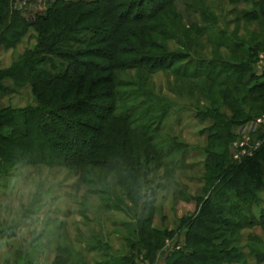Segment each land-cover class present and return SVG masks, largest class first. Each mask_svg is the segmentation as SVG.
Returning <instances> with one entry per match:
<instances>
[{
    "label": "rangeland",
    "instance_id": "374dc122",
    "mask_svg": "<svg viewBox=\"0 0 264 264\" xmlns=\"http://www.w3.org/2000/svg\"><path fill=\"white\" fill-rule=\"evenodd\" d=\"M60 1L3 0L0 36L10 33L7 28L16 13L29 24H36L53 8L78 3L81 5L76 14H87L96 6V0H62L65 5L58 4ZM243 1L174 0L155 11L156 4L146 0L132 11L141 18L117 32L121 53L116 58L125 67L113 71V90L119 96L117 114H126L133 121L130 148H124L120 121L115 122L119 126L116 133L106 134L102 141L106 151L113 142L119 155L114 162L128 168L132 164L133 172L129 177L88 167L90 173L79 176L68 167L41 166L61 181L52 236L44 249L38 250L19 241L14 232L0 230V264H55L57 257L67 264H139L144 260L168 264L178 254H188L190 264H202L196 257L209 256L213 251L218 257L227 256L221 264H264V124L257 122L264 112L254 110L259 105L250 104L248 95L251 86L264 81V52L253 63L254 78L249 84H238V73L220 65L214 66V73L222 70L219 80L233 74L231 85L212 88L209 77L196 76L193 80V75H188H199L208 67L207 60L218 58L231 63L245 58L242 51L235 54L233 45L239 43L226 39L231 34L240 40L250 31L252 24L237 23L242 11L250 8ZM121 2H131L132 6L139 0ZM151 10L155 12L149 17ZM88 16L81 22L83 26L93 22ZM89 28L90 39L85 40L89 43L81 47L77 44L72 50L84 54L77 57L79 60L96 62L99 77L106 78L113 64L103 40L107 33ZM34 29L30 26L22 43L14 48L0 43V110L35 103L30 86H17L12 79L1 77L26 50L36 47L37 36L50 37ZM96 48L105 49V57L97 51L87 57L80 53ZM56 63L58 69H65L61 59ZM109 89H93L98 100L95 104L113 105L106 98ZM221 90L230 91L243 101L245 110L254 113L252 119L233 126L226 142L212 138L210 131L216 109L230 113L223 107V97L218 93ZM242 141L246 143L241 148L244 153L237 158ZM128 149L132 163L121 158L128 155ZM107 155L104 152L103 156ZM14 164L0 160V179L8 176ZM212 183H217L225 195L214 198ZM145 197L150 198V208L143 211ZM196 221L204 237L201 242L191 233Z\"/></svg>",
    "mask_w": 264,
    "mask_h": 264
},
{
    "label": "trees",
    "instance_id": "16d2710c",
    "mask_svg": "<svg viewBox=\"0 0 264 264\" xmlns=\"http://www.w3.org/2000/svg\"><path fill=\"white\" fill-rule=\"evenodd\" d=\"M145 1L139 0L138 3L140 4L136 3L129 6L131 2L122 4L121 0H96L94 2L96 6L88 9L87 14H76L77 6L81 4L70 3L62 6V8L49 10L46 17H42L36 24H29L23 16L15 14L14 22L7 28L10 33L6 36H0V43L4 42L10 48L18 46L28 34L27 29L30 26H34V31L37 33L47 34L50 37L37 36L36 47L32 50H26L11 70L1 76L12 79V82L17 86H30L35 94L34 104L17 109L7 106L0 110L1 161L4 163L26 161L40 167L48 166L50 168L68 167L79 176L89 174L90 171L86 170L88 167L105 168L113 170L117 174L126 173L130 177V172H133L131 170L132 164L128 168L114 162V159L119 157L113 148V146L116 148V145L110 142V147L106 146L108 149L106 151L102 139L107 136L106 134L111 136L116 133L115 130L119 129V126L115 122L120 121L119 123L123 122L121 131L125 138V141H123L124 148H126V145L130 148L128 144L130 141L129 135L132 133L130 127L133 125V121L126 114H117L116 101H118L119 96L113 90V71L125 67L116 58V55L121 53L117 32L126 24L136 22L141 18L132 15V11ZM149 1L156 4L155 11H158L165 9V6L174 0ZM64 3L61 0L58 4ZM2 4L4 2L0 0V5ZM243 4L250 5V8L246 7L242 11V14L237 17V23L244 21L252 24L250 31L240 40L238 36H231V34L228 37L226 36V39L239 43L233 45L235 54L242 51L245 58L240 62L230 61L231 63H226L222 61L223 59L218 58L207 60L206 65L208 64V67L199 75H196L197 72L188 74L189 76L193 75V80L197 78L196 76L209 77L207 82L210 83L212 88L214 86L226 87L231 85L234 82L233 74L219 80L222 70L214 73V66L220 65L225 69L230 68L238 73L239 76L236 81L238 84L251 83L252 78H254L253 63L264 52V0H244ZM86 5L88 6V4ZM155 11H149L147 16L150 17ZM74 14L75 16L72 18ZM88 15H91L90 18L93 22L83 26L81 22L88 20ZM19 18L21 21H19ZM89 27L99 30L98 32L107 33V38H103V40L106 39V45L109 46L110 53H107V58L113 64L109 68L110 72L107 73L109 75H106V78L99 77L96 62L79 60L77 57L84 54H75L72 50L77 44L81 47L89 43L88 40L85 41L90 39L88 32L91 28ZM86 32L87 34H85ZM77 34L83 35L75 36ZM220 46H225V44H220ZM96 51L100 52L101 55L103 54V56L105 54L103 48H96L91 52L81 50L80 53H86L87 57ZM54 59H61L65 62V69H58L57 60L54 61ZM162 66L169 67L167 64H162ZM145 69H149V67L145 66ZM90 77H93V79H90ZM88 80H90L89 83H87ZM63 84L67 86L64 87ZM102 86L110 88L107 97H105L113 105L101 106L95 104V101L98 100L93 96V89ZM218 93L223 97L222 104L225 105L223 107H226L230 113L218 112L219 108L216 109L217 113L212 116L213 124L210 131L212 138L226 142L230 137L233 126L252 119L254 113L245 110L242 105L243 101L241 100V102L230 91L221 90ZM248 95L251 98L250 104L259 105L254 110L263 113L264 81L251 86ZM86 119H93L95 122ZM104 152L108 153L107 157L103 156ZM131 156V151H129L128 155L125 154L121 158L129 162L128 157L131 158ZM132 162L133 160L129 163ZM136 168L133 166V169ZM217 186V183H212V186H210L214 198L225 195V191ZM149 208L150 198L145 197L142 209L145 211ZM221 212H219V217L222 216ZM223 222L227 226H231L228 219H224ZM191 229L193 230L191 233L193 232L194 235L201 238L199 242L204 241L198 221L191 225ZM226 257L225 254L218 257L216 252L213 251L209 256L203 254L198 255L196 258L202 264H221L223 260L226 262ZM55 262V264H67L61 257H57ZM189 262L191 261H189L188 254H178L168 264H190Z\"/></svg>",
    "mask_w": 264,
    "mask_h": 264
},
{
    "label": "clouds",
    "instance_id": "9594fccd",
    "mask_svg": "<svg viewBox=\"0 0 264 264\" xmlns=\"http://www.w3.org/2000/svg\"><path fill=\"white\" fill-rule=\"evenodd\" d=\"M60 182L50 169L16 162L0 179V230L12 231L26 246L43 250L55 228Z\"/></svg>",
    "mask_w": 264,
    "mask_h": 264
},
{
    "label": "built area",
    "instance_id": "2783aa9c",
    "mask_svg": "<svg viewBox=\"0 0 264 264\" xmlns=\"http://www.w3.org/2000/svg\"><path fill=\"white\" fill-rule=\"evenodd\" d=\"M257 122H258L259 124H264V116L261 117V118H258V119H257ZM238 146H239V147H238L239 152H237V154H236L235 156H236L237 158H240V154H243V153H244V150H242L241 148H242V147H245V146H246V143H245L244 141H242V142L239 143ZM139 264H149V262L144 260V261H141Z\"/></svg>",
    "mask_w": 264,
    "mask_h": 264
}]
</instances>
